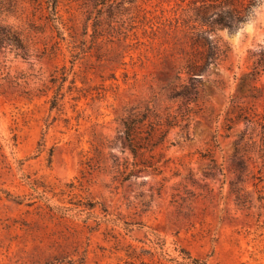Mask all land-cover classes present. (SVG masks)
Masks as SVG:
<instances>
[{"label":"rangeland","instance_id":"obj_1","mask_svg":"<svg viewBox=\"0 0 264 264\" xmlns=\"http://www.w3.org/2000/svg\"><path fill=\"white\" fill-rule=\"evenodd\" d=\"M199 5L0 0L28 51L0 44V264H264V0L234 29ZM208 34L227 57L174 98ZM146 108L175 125L161 173L114 178L122 119Z\"/></svg>","mask_w":264,"mask_h":264},{"label":"trees","instance_id":"obj_2","mask_svg":"<svg viewBox=\"0 0 264 264\" xmlns=\"http://www.w3.org/2000/svg\"><path fill=\"white\" fill-rule=\"evenodd\" d=\"M192 2L195 5L200 4L196 15L202 26L213 23L230 29L238 28L244 23L252 13L253 7L257 5V0H192ZM48 3H51V14L56 15L58 0H48ZM5 42L12 43L16 50L22 51L23 56L28 55L26 46L17 32L4 28L0 24V44ZM198 43H200L199 46L206 48L204 56L201 60L189 63L185 68L177 71L174 81L170 82L174 86L173 89L180 88L179 91L174 93L173 97L183 98L187 103L197 101L198 90L195 85V79H197L195 75L205 72L212 64L218 63L219 60L227 57V49L218 40L212 38L211 34H208L204 41H198ZM252 55L258 57L256 54ZM258 64L259 66L256 65L253 73L256 81L259 80L258 76L263 74L262 70L264 71V68L261 71L258 69V67L264 66V52H261ZM184 71L188 75L187 78H183ZM157 117L158 115L153 114L149 108H146L145 112H135L122 119V128L113 142L123 139L124 151L122 153L125 154V150H128L130 155L123 158L122 164L119 157L111 155L114 157L112 164V168L116 173L114 178L121 176L125 181L131 179L135 174L151 169L155 172L154 174L161 173L162 159L156 158L157 154L155 153L168 135V129L164 128L166 126L172 127L174 124L170 120L171 117H168L164 122L157 119ZM130 158H132L131 163L129 162ZM211 161L214 162L213 159ZM90 166L92 165L90 164ZM89 207L92 208L91 204H89ZM184 259H191L190 254L185 253ZM193 263L200 264L197 259Z\"/></svg>","mask_w":264,"mask_h":264}]
</instances>
